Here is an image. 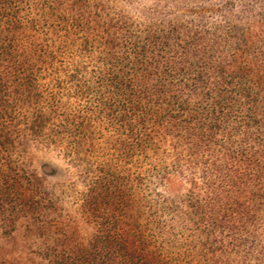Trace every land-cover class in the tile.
<instances>
[{"label": "trees", "instance_id": "16d2710c", "mask_svg": "<svg viewBox=\"0 0 264 264\" xmlns=\"http://www.w3.org/2000/svg\"><path fill=\"white\" fill-rule=\"evenodd\" d=\"M0 264H264V0H0Z\"/></svg>", "mask_w": 264, "mask_h": 264}, {"label": "rangeland", "instance_id": "374dc122", "mask_svg": "<svg viewBox=\"0 0 264 264\" xmlns=\"http://www.w3.org/2000/svg\"><path fill=\"white\" fill-rule=\"evenodd\" d=\"M30 156H31V160L33 161V164L38 169H41L45 165H49L50 167L53 168L62 169V165L55 159L53 155H49L40 151H33L32 153H30ZM51 181L53 183L60 182L62 181V177L60 176L58 179H53ZM20 249L21 250L19 251V253H22L25 250L22 247Z\"/></svg>", "mask_w": 264, "mask_h": 264}]
</instances>
